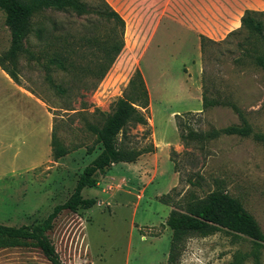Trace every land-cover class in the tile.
<instances>
[{
    "label": "rangeland",
    "instance_id": "1",
    "mask_svg": "<svg viewBox=\"0 0 264 264\" xmlns=\"http://www.w3.org/2000/svg\"><path fill=\"white\" fill-rule=\"evenodd\" d=\"M105 1L124 22L123 47L99 82L91 76L84 78V87L90 89L96 85L92 90H79L82 83L70 85L66 76L53 74L52 81H65L71 86L65 98L56 95L46 82L42 69L48 48L45 43L30 38L32 60L24 53L17 54L13 61L7 58L10 33L0 11V60L15 73L18 86L38 100V104H27V131L34 130L30 123L38 129L41 121L43 128H47V124L49 129L53 126L54 135L65 148L80 145L61 158L59 169L63 174L53 170L49 178L64 175L65 181L53 196L52 204L45 201L31 178L32 174L44 170V166L31 171L29 165L49 156L46 149L48 146L50 150L49 142L45 144L39 135L28 136L25 143L15 146L12 137L9 138L13 130L6 131V128L0 141V225L18 227L39 223L55 205L67 199L78 174L99 152L86 125L101 124L103 116L121 97L129 77L137 69L148 95L144 111L147 125L137 126L129 133L135 147L151 144L153 150L144 153L132 170L139 172L147 166L150 170L144 169L146 173L138 176V181L131 176V167L125 163L93 175L99 183L98 189L85 188L81 196L94 198L96 204L77 214L60 212L47 233L62 263L165 264L170 231L164 222L171 208L161 204L159 198L170 194L178 199L186 191L201 197L217 186L237 199L264 233V146L251 136L220 134L202 146L195 140H188L184 148L174 124V115H178L196 132L239 126L240 118L231 107L235 106L252 134L264 135V73L251 60L238 59L237 44L244 36L225 39L228 32L223 39L214 40L220 43L209 45L202 56L193 26L195 12L201 10L196 0ZM260 6L261 10L254 11H264V4ZM180 18L188 26L187 30L178 25ZM54 20L59 28L57 33L77 43V39L104 35L110 26L94 13L77 15L50 10L39 12L34 22L45 21L49 28ZM204 77L212 80L214 89L207 84V95H218L228 102L226 105L202 109ZM67 106L73 111L62 109ZM145 131L148 133L146 139ZM153 134L156 142L160 138L168 142L155 145ZM91 146L93 150L87 154L86 148ZM15 149L19 150V155L12 159ZM152 154L154 156L149 159L147 156ZM170 173L174 175L173 185L168 184ZM109 177H123L135 184L128 188L124 182H119L117 186ZM188 180L196 184L188 186ZM251 248L245 238L221 231L205 237L192 235L185 241L178 264H264V248L260 250L257 263L250 256ZM0 264L48 262L34 242L0 238Z\"/></svg>",
    "mask_w": 264,
    "mask_h": 264
},
{
    "label": "trees",
    "instance_id": "2",
    "mask_svg": "<svg viewBox=\"0 0 264 264\" xmlns=\"http://www.w3.org/2000/svg\"><path fill=\"white\" fill-rule=\"evenodd\" d=\"M92 1V3H87L80 0H0V11L4 14V24L10 33V50L6 54L7 58L13 61L17 54L24 53L29 60H32L29 40L33 37L36 42L45 43L48 47L45 51L42 69L45 71L49 88L56 95L68 97L71 89L65 81L56 83L51 80V76L57 73L66 76L70 85L82 83L79 90L95 88V84L90 89L84 87V78L91 76L99 82L104 77L123 47L124 22L105 0ZM47 10L77 15L94 13L110 26L104 35L77 39L80 43L78 44L75 39L57 33L59 28L55 20L50 22L49 28L45 21L34 22L39 12ZM239 22V28L229 32L225 39L233 35L244 36L242 42L237 44L240 51L238 59L251 60L264 73V11L244 10ZM198 38L202 56H205L209 45L216 46L220 43L201 35ZM0 70L12 82L19 85L15 73L7 69L1 60ZM203 82L202 109L228 103L222 101L218 95L213 97L207 95L209 91L207 84L210 89H213L210 78L204 77ZM147 106V91L139 71L135 69L121 97L112 103L109 112L103 116L101 124L99 126L86 125V130L94 137L93 145L99 146V152L78 174L67 199L55 205L39 223L18 227L0 225V238L5 241L34 242L48 264H63L47 233L52 229L54 220L62 210L77 214L79 210H87L96 204L94 198H82L81 196L84 188H96V181L93 178L95 173H101L115 164L133 163L140 155L152 152L151 144L143 148L135 147L129 133L137 126L147 125V119L144 116ZM231 107L240 118V125L210 130L205 133L189 129L178 115H174V124L182 147L187 146L186 141L188 140H195L202 146L203 143L220 134L251 136L254 141L264 146V135L252 134L238 109L235 106ZM62 109L73 111L69 106ZM145 135H148L146 131L144 134L146 139ZM49 146L50 157L53 161L80 148V145H73L70 149L65 148L54 135L53 126H51ZM92 147L86 148L87 154L92 152ZM187 183L188 186L196 184L189 180ZM174 190V188L171 189L172 192ZM159 202L171 208L164 222V226L170 231L165 264H178L185 241L190 236L205 237L219 231L233 237L245 238L252 247L250 256L253 262L257 263L260 250L264 248V233L259 230L255 220L242 208L239 201L218 186L201 197L189 191L184 192L178 199H174V196L170 194H164L159 198Z\"/></svg>",
    "mask_w": 264,
    "mask_h": 264
},
{
    "label": "crops",
    "instance_id": "3",
    "mask_svg": "<svg viewBox=\"0 0 264 264\" xmlns=\"http://www.w3.org/2000/svg\"><path fill=\"white\" fill-rule=\"evenodd\" d=\"M195 4L201 10L200 12H195L193 24L194 31L198 34V36L201 35L210 40L216 41L223 39L228 32L237 30L239 28V20L244 10H261L260 5L264 4V0H196ZM181 19L182 18H180L178 25L186 29V27L188 26ZM188 22L191 24V21ZM189 26L192 27L191 25ZM198 36L196 41L199 43ZM0 81V86H2L3 88V90H0V141L4 138V130L7 128L6 131H8L9 129L13 130L9 138L12 137L11 139L13 143H16L15 146L17 144L22 145L23 143H25V140L28 136L35 137L37 135H39L41 138H44V143L47 144L50 141L49 139L51 132L48 124L47 128L46 126H44L43 128V122L40 121V127L36 129L34 127V124L30 123V126H33L32 128H34V130L27 131V104L31 102L38 104V100L26 90L12 82V80L1 70ZM152 141L155 145L168 142L166 140L162 141L161 138L157 139L156 142L154 134L152 135ZM46 149L49 156H46V158L42 157V159L36 161V163L30 162L29 165L31 166V171L42 168L44 166V170H41L36 174H32L31 178L34 179L32 181L36 182L38 186L37 191L40 194L44 195L45 201L53 204V196L59 192L65 181L63 180L64 175H57L55 178L53 177L51 178V180H49L53 170L57 171V173L63 174L62 170L60 171L59 169L62 160L61 158L56 161L51 160L49 147L46 146ZM18 155V149L12 151V159L18 158ZM142 155H140L133 163H123L124 165H128L131 167V176L134 177L135 181H138V176L144 175L146 173L145 170L147 168V170H150L149 166H147V168H140L139 172L137 170H132L133 166H137V162L142 158ZM67 156L68 155H65L64 157H62V159ZM153 156L154 155L152 154L151 156L147 157H149L150 159V157ZM111 179L115 184H117V186L119 182H124V185L128 186V188L133 187V184H135V181L131 183V181L123 177L118 179L112 177ZM173 182L174 175L173 173H170L168 184L173 185ZM24 184H26V182H24ZM98 186L99 183L96 182V189H98ZM67 194L69 195V193ZM61 212L64 213L69 211L62 210Z\"/></svg>",
    "mask_w": 264,
    "mask_h": 264
}]
</instances>
